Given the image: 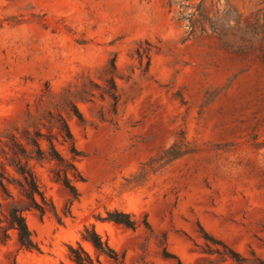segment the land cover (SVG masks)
<instances>
[{
	"label": "rangeland",
	"instance_id": "rangeland-1",
	"mask_svg": "<svg viewBox=\"0 0 264 264\" xmlns=\"http://www.w3.org/2000/svg\"><path fill=\"white\" fill-rule=\"evenodd\" d=\"M263 7L0 0V150L11 135L25 143V128L47 133L48 111L60 113L84 179L71 202L52 179L53 164L31 162L55 212H26L38 250L20 248L10 232L0 264H69L67 245L90 224L121 264H264V58L258 37L246 46L225 20L230 13L239 17L230 26L243 27ZM174 143L182 155L162 165ZM55 144L70 158L67 145ZM114 209L137 227L103 221Z\"/></svg>",
	"mask_w": 264,
	"mask_h": 264
},
{
	"label": "trees",
	"instance_id": "trees-1",
	"mask_svg": "<svg viewBox=\"0 0 264 264\" xmlns=\"http://www.w3.org/2000/svg\"><path fill=\"white\" fill-rule=\"evenodd\" d=\"M261 2L264 3V0H261ZM198 10L200 16H203L201 7ZM231 17L233 16L230 13H226V27L239 31L240 41L246 46L252 44V38L258 37L257 50L259 55L264 58V7L257 10L254 22L247 23L243 27L232 28L230 26ZM184 18L179 14L178 19ZM234 19L238 21L239 17ZM188 20L191 22L190 17ZM210 21L213 24L212 20ZM225 34V31L222 30L221 36L224 37ZM112 69H115L114 60H112ZM115 96L114 91L112 97L115 98ZM73 111L77 118L82 120V114L77 107L74 106ZM47 116L49 122L47 133L41 132L37 127H34L33 130L25 128L21 135L25 143L19 140L16 135H11L0 150V156L2 157L0 163V241H7L10 232H14L20 248L28 251L38 250V246L28 226L26 212L35 210L41 216L47 210L55 212L51 199L47 197L39 184L31 162L52 163V179L68 192L71 202L79 197L76 183L84 180L77 165L81 151L76 147L66 119L60 113L54 114L51 111H48ZM43 126L46 125L43 124ZM53 129L57 130L56 134L52 133ZM55 141H60L61 144L68 146L70 158H66L60 153ZM42 142H45L46 148L42 147ZM163 154L165 157L162 165L170 163L182 155L180 148L175 143L166 149ZM11 187L17 190L18 197L14 195ZM4 203L7 204L6 210L3 209ZM102 220L122 225L128 229L137 227V222L130 213L117 209L106 211V215ZM205 236L207 235L205 234ZM82 242L89 244L92 252L87 251ZM222 246L230 258L235 261L240 260L238 253L229 249L223 243ZM67 253L69 264H104L102 257L117 264L123 262V256L110 244L107 237L96 230L93 224L83 227L81 241L68 244ZM178 264H181V262L178 261Z\"/></svg>",
	"mask_w": 264,
	"mask_h": 264
}]
</instances>
